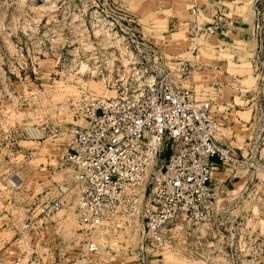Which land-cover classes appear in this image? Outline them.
Here are the masks:
<instances>
[{"label":"rangeland","instance_id":"1","mask_svg":"<svg viewBox=\"0 0 264 264\" xmlns=\"http://www.w3.org/2000/svg\"><path fill=\"white\" fill-rule=\"evenodd\" d=\"M250 3L249 44L217 54L216 37L191 31V18L185 26L165 24L170 6L180 13L193 0H0V264L29 257L42 264H138L137 227L119 218L96 228L97 250L87 249L74 196L55 216H38V205L72 179L66 153L82 123L72 101L83 92L115 96L136 59L152 65L156 52L166 55L164 45L181 40L185 48L174 56L196 67L185 82L172 75L175 83L195 86L202 98L249 99L253 123L264 111V0ZM256 159L257 170L237 176L263 185L214 190L207 222L184 223L150 264H264V152ZM28 219L37 223L26 230Z\"/></svg>","mask_w":264,"mask_h":264},{"label":"built area","instance_id":"2","mask_svg":"<svg viewBox=\"0 0 264 264\" xmlns=\"http://www.w3.org/2000/svg\"><path fill=\"white\" fill-rule=\"evenodd\" d=\"M189 14L191 31L208 36L220 32L221 14L203 25L196 0ZM167 57L156 52L152 65L136 59L111 98L83 92L72 101L82 122L66 153L72 179L59 185L58 196L38 205L37 211L41 218L55 216L64 199L74 196L79 236L90 252L97 250L95 229L119 218L137 227L134 261L150 264L172 247L184 223L207 222L218 168L258 169L252 157L251 162L240 158L219 142L222 124L211 116L212 100L177 84L192 76L188 60ZM252 124L250 155H256L264 148V111L255 112ZM36 223L28 219L23 228ZM24 264L42 263L29 257Z\"/></svg>","mask_w":264,"mask_h":264},{"label":"crops","instance_id":"3","mask_svg":"<svg viewBox=\"0 0 264 264\" xmlns=\"http://www.w3.org/2000/svg\"><path fill=\"white\" fill-rule=\"evenodd\" d=\"M200 1L202 2L199 6L201 10V23L203 25L208 24L211 20V17L216 13L222 15L223 24L220 32L216 36H210L216 37V40L214 41L215 44L212 46L215 53L218 54V49H221L222 47L225 50H229L230 52H235L233 49H237L239 47L241 48L243 46V43H245L246 46L247 44H249V28L251 17L250 0ZM184 9L185 10H181L179 13L170 6V11L167 14L163 15V17L165 18V24L167 26L172 25L179 27L188 24L191 18L189 14L190 8L187 9V7H184ZM175 41L176 42L173 44L164 45V47L167 48H164L162 50L166 52V55H168L170 58L177 59L180 57H176L174 55H177L180 51H183L185 47L183 45V41ZM225 46L232 47L233 49L227 47L225 48ZM232 60H234V56ZM188 62L192 67H196V65L191 64V61L188 60ZM181 82L185 81L179 80V83ZM193 89L197 95L195 86L193 87ZM216 90L217 89H214V91ZM219 93L220 90H218V94ZM209 99L212 100L211 116L222 124V129L219 135V142L224 146L232 148L238 157L244 158L251 162L252 158L255 159L257 154L250 155V146L253 142L254 135V127L251 123L252 112L251 108L249 107V105L251 106L250 100L247 98H242V96L238 97V95L232 96L229 99L221 96H218V98ZM263 152L264 148L258 153L259 157L263 155ZM249 157L252 158L249 159ZM256 162H258L257 159ZM260 167H262V165ZM247 170H250V168L247 167L243 170L234 171L232 168H218L213 176L211 184L214 187V190L218 188H240L244 186H251L255 188L258 187L259 184L263 185V182H261V180L257 178L241 179V177L237 176L239 172L244 171V173H246ZM230 215H233V213L231 212ZM236 218L237 217H235L234 220Z\"/></svg>","mask_w":264,"mask_h":264},{"label":"bare ground","instance_id":"4","mask_svg":"<svg viewBox=\"0 0 264 264\" xmlns=\"http://www.w3.org/2000/svg\"><path fill=\"white\" fill-rule=\"evenodd\" d=\"M36 135V134H35Z\"/></svg>","mask_w":264,"mask_h":264}]
</instances>
